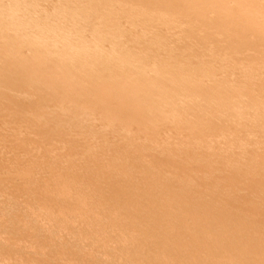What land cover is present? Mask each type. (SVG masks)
Instances as JSON below:
<instances>
[{
    "label": "bare ground",
    "instance_id": "obj_1",
    "mask_svg": "<svg viewBox=\"0 0 264 264\" xmlns=\"http://www.w3.org/2000/svg\"><path fill=\"white\" fill-rule=\"evenodd\" d=\"M0 264H264V0H0Z\"/></svg>",
    "mask_w": 264,
    "mask_h": 264
}]
</instances>
